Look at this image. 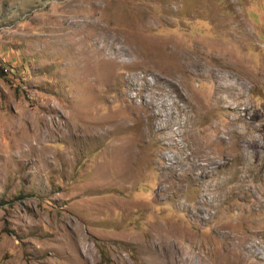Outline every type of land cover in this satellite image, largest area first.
Masks as SVG:
<instances>
[{"label":"rangeland","instance_id":"374dc122","mask_svg":"<svg viewBox=\"0 0 264 264\" xmlns=\"http://www.w3.org/2000/svg\"><path fill=\"white\" fill-rule=\"evenodd\" d=\"M1 67L0 264H264V0H0Z\"/></svg>","mask_w":264,"mask_h":264},{"label":"bare ground","instance_id":"6f19581e","mask_svg":"<svg viewBox=\"0 0 264 264\" xmlns=\"http://www.w3.org/2000/svg\"><path fill=\"white\" fill-rule=\"evenodd\" d=\"M163 54L162 52H161V50L159 51V53L158 54ZM158 74V79L162 82V83H164L165 85L167 84V86L168 87H171V88H173V91H175V92H177L178 94H179V96L181 97V99L183 100V101H187V99H188V95L187 94H185V91H183L174 81H172L171 80V78L173 79L174 77H175V74H176V71H175V73L174 72H171V71H168V70H166L165 69V71H162L161 72V69L159 70V72H157ZM161 75H164L165 77H162ZM159 88H160V86H159ZM162 88V87H161ZM158 112V110L157 109H154L153 110V108H151L150 106H146V112L150 115V118L149 119H153V118H156V117H160V115H159V113H157ZM142 118V115L139 117V120ZM164 122H165V120H164ZM141 129H139V135L141 136V137H143L144 136V133L142 132V131H140ZM136 153V151H134V154ZM164 159H166V160H168V162H170L171 160H170V158H167V156L166 157H164ZM170 163H172V162H170ZM200 246H201V248H200V250L203 248V242L200 244ZM210 249H214V248H210ZM207 250H209V249H207ZM211 251V250H210ZM241 257V256H240ZM187 259V258H186ZM191 259V258H190ZM227 259V258H226ZM237 259V258H236ZM229 260V259H228ZM241 260V259H240ZM183 261V260H182ZM229 262H230V264L231 263H236L233 259H231V260H229ZM177 264V263H176ZM221 264V263H220Z\"/></svg>","mask_w":264,"mask_h":264},{"label":"trees","instance_id":"16d2710c","mask_svg":"<svg viewBox=\"0 0 264 264\" xmlns=\"http://www.w3.org/2000/svg\"><path fill=\"white\" fill-rule=\"evenodd\" d=\"M6 72H7V70H6ZM0 73H1L2 76H3V75H6L5 70H3L2 67L0 68Z\"/></svg>","mask_w":264,"mask_h":264}]
</instances>
